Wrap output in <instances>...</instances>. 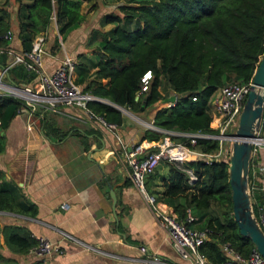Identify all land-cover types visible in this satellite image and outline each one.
<instances>
[{
    "label": "trees",
    "instance_id": "1",
    "mask_svg": "<svg viewBox=\"0 0 264 264\" xmlns=\"http://www.w3.org/2000/svg\"><path fill=\"white\" fill-rule=\"evenodd\" d=\"M15 1V10L8 8L9 0L0 3V46L7 45L2 34L10 29L13 16L21 52L30 50L34 37L44 33L52 20L62 40L84 19L79 8L81 0ZM116 9L117 12H103L97 20L98 27L91 30L90 38L96 41L97 50L92 57L76 55L73 81L81 92L136 112L152 108L164 98V82L175 99L172 105L155 110L152 124L167 131L214 133L209 114L212 94L228 83H248L263 55L264 0H129L117 4ZM105 24L110 27L102 29ZM54 42L59 45L56 36ZM6 64L7 56L0 54V65ZM147 71L151 74L147 90L134 101L139 79ZM6 73L18 87L34 78V73L21 63L7 68ZM24 107L22 100L0 94V151L2 131ZM86 107L106 123L119 126L122 122L121 112L110 104L91 100ZM161 135L145 129L140 140L157 142ZM178 139L185 142L183 137ZM193 148L213 152L217 141L196 139ZM250 162L251 159L248 184ZM182 166L192 172L194 181L189 183L183 170L166 163V173L159 177L160 190L145 191L171 208L177 220L183 221L186 211L195 216L187 224L206 230L199 250L211 264L224 260L223 244L247 256L253 247L239 235L232 219L227 161L195 160ZM250 196L256 216L261 205ZM0 211L35 214L34 205L23 199L14 184L4 180L1 171ZM0 233L5 247L13 253L25 254L37 242L16 225L5 224Z\"/></svg>",
    "mask_w": 264,
    "mask_h": 264
},
{
    "label": "crops",
    "instance_id": "2",
    "mask_svg": "<svg viewBox=\"0 0 264 264\" xmlns=\"http://www.w3.org/2000/svg\"><path fill=\"white\" fill-rule=\"evenodd\" d=\"M87 3L88 0H81L84 19L62 40L54 21L42 33L40 60L45 71L51 72L64 57L75 62L76 55L91 58L97 51L90 35L91 29L97 28L92 16L101 10L89 11ZM11 18L7 46L20 54L22 48ZM109 27L105 24L103 29ZM55 36L59 45L54 42ZM2 68L0 65V71ZM72 77L75 78L74 73ZM1 79L4 83L11 81L7 73ZM36 106L39 112L35 108L26 114L21 109L9 121L1 133L0 151L4 180L14 184L23 199L34 205L35 214L0 211L4 216L0 229L5 224L16 225L33 238L44 237L57 245L58 251L41 264H148L151 256L166 264H186L171 247L141 192L130 184L128 167L112 133L81 109ZM153 109L132 112L143 124L122 117L114 132L123 145H150V141L140 139L146 129L144 123H152L158 107ZM250 159L251 194L264 209V147ZM152 173V177L145 176L144 189L148 193L160 190L159 177L165 175L166 164L160 162ZM110 193L115 197L114 215ZM140 246L146 249L145 254L139 252ZM0 256L4 259L0 264L36 261L29 253L9 251L1 233Z\"/></svg>",
    "mask_w": 264,
    "mask_h": 264
},
{
    "label": "built area",
    "instance_id": "3",
    "mask_svg": "<svg viewBox=\"0 0 264 264\" xmlns=\"http://www.w3.org/2000/svg\"><path fill=\"white\" fill-rule=\"evenodd\" d=\"M10 37L11 30L7 29L2 34V38L8 41ZM42 39V34L35 36L30 50L22 51L20 54H15L7 45L0 46V54H5L10 58L6 66L0 71V94L11 95L22 100L28 113L33 112L36 105H45L49 108L66 106L81 109L89 117L94 118L105 130L111 132L118 142L119 149L128 167L127 177L130 184L141 192L144 202L164 231L177 256L186 264H211L199 250V246L206 237V230H199L186 225L195 220L189 211H186L183 221L177 220L169 207L160 204L153 195L145 191L144 179L146 175L153 172L160 162H166L183 170L188 176V182L191 183L195 180V176L189 169L183 168L182 163L195 160L205 163L223 160L221 153L229 154L231 134L237 125L238 115L246 94L250 90L251 80L246 84L228 83L212 94L209 100V107L211 108L209 114L210 129L215 131L214 133L167 131L159 129L152 123H144L146 129L162 134L161 140L157 142L150 141V145L146 146L137 143L127 147L120 142L119 137L114 132L115 126L113 124L104 122L86 107L87 101L100 99L81 92L80 87L73 81L74 61L72 58L64 57L51 72L45 71L40 60ZM18 63L23 64L26 70L34 73L33 80L22 88L13 87L10 83H4L1 79L7 68ZM150 79L151 74L149 71L140 77L139 90L134 94V101L139 98L142 92L147 90ZM14 89L27 93L29 97L14 92ZM170 105H172V102H167V106ZM169 136L183 137L185 142L172 143ZM196 139L216 140L217 148L213 152H202L194 149ZM222 144L226 146L224 147ZM223 147L224 151H222ZM260 147H264V137L259 136L257 132L256 138L252 139L250 157ZM150 148H154V150L150 151ZM249 193L251 195L250 186ZM254 217L264 233V209L262 206L257 208V215H254ZM36 240V245L27 252L34 259L43 261L53 252L58 251L57 245L49 242L44 237H37ZM84 248L89 249L87 246H84ZM138 250L142 254L146 252L143 246H140ZM221 250L225 258L219 264H264V259L254 248L245 257L238 254L228 244H223ZM147 262L148 264H166L155 256L148 257Z\"/></svg>",
    "mask_w": 264,
    "mask_h": 264
},
{
    "label": "water",
    "instance_id": "4",
    "mask_svg": "<svg viewBox=\"0 0 264 264\" xmlns=\"http://www.w3.org/2000/svg\"><path fill=\"white\" fill-rule=\"evenodd\" d=\"M17 87L13 82H9ZM174 95L164 99L173 102ZM112 105L121 112V107L106 100H96ZM24 113H28L26 107ZM264 112V52L251 78L250 90L243 101L237 125L231 134L232 140L227 158V176L230 191L231 215L241 237L247 238L252 247L264 259V233L258 226L251 209L248 184V169L252 139L256 138ZM114 215L115 197L110 193Z\"/></svg>",
    "mask_w": 264,
    "mask_h": 264
},
{
    "label": "rangeland",
    "instance_id": "5",
    "mask_svg": "<svg viewBox=\"0 0 264 264\" xmlns=\"http://www.w3.org/2000/svg\"><path fill=\"white\" fill-rule=\"evenodd\" d=\"M129 0H88V7L87 9L90 11V10H93V9H96V8H100V13H97L94 14L92 17V21L95 23V26L98 27L97 25V20L99 18V16L102 14L101 12H117V9H116V6L117 4H120V3H125ZM2 2V0H0V3ZM16 5V1L15 0H9V5H8V8L11 9V10H14V6ZM81 8V6L79 7ZM53 21V20H52ZM108 26V25H106ZM104 28V26H102V29ZM93 30L95 28H92ZM91 29V30H92ZM161 86H162V93H163V96L164 98L158 102H156L153 107L154 109L156 107L160 108V107H166L167 106V102H164V99L168 98L169 97V94L171 93L170 90L167 88L166 84L164 82L161 83ZM19 88H22V87H19ZM37 108V112H39L40 108H38L37 106L34 107V109ZM24 109V108H23ZM151 109V108H150ZM153 109V110H154ZM153 110H150V112H153ZM211 111V108L209 107V113ZM121 115L123 117V119L127 120L129 119V117L133 118L136 122H139L141 124H143L141 118H135V117H138L136 116L135 114H133L130 110H127L126 108L124 107H121ZM161 135V134H160ZM258 135L261 136V137H264V122L263 123H260V126H259V130H258ZM162 138V135L159 137V140H161ZM169 139L172 143H179V142H182L180 139H178V137L176 136H169ZM158 140V141H159ZM222 146H226L225 144H222ZM224 147H223V150L224 151ZM221 156H222V159L223 161H227V158H228V155H225L224 153H221ZM187 162V161H186ZM164 164H166V162H164ZM2 212V211H1ZM4 212V211H3ZM191 215H193L191 213ZM194 216V215H193ZM4 216L0 213V225L2 224V222L4 221L3 218ZM195 217V216H194ZM187 226H190L189 224H187Z\"/></svg>",
    "mask_w": 264,
    "mask_h": 264
},
{
    "label": "bare ground",
    "instance_id": "6",
    "mask_svg": "<svg viewBox=\"0 0 264 264\" xmlns=\"http://www.w3.org/2000/svg\"><path fill=\"white\" fill-rule=\"evenodd\" d=\"M14 92L19 93V94H21V95H24V96H26V97H29V95H28L27 93L21 92V91H19V90H15V89H14Z\"/></svg>",
    "mask_w": 264,
    "mask_h": 264
}]
</instances>
